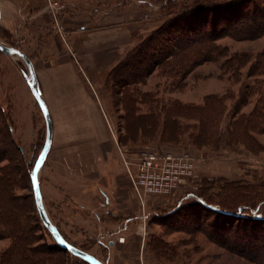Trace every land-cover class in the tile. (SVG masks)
Masks as SVG:
<instances>
[{"label": "rangeland", "instance_id": "obj_1", "mask_svg": "<svg viewBox=\"0 0 264 264\" xmlns=\"http://www.w3.org/2000/svg\"><path fill=\"white\" fill-rule=\"evenodd\" d=\"M52 1L60 4L56 14L57 20L49 7V0H46L48 12L45 15L35 16L33 19L23 13L19 14L21 15L19 22H14L11 27L7 26V21L12 16L3 6V20L0 23V42L7 47L21 50L32 61L44 102V98L47 99L45 81L48 83L46 70L51 62L48 59L50 52L54 51L55 63L63 62L66 56L73 59V55L77 57L81 52L79 46L81 37L78 36L75 40L71 37V32L77 30L81 33L96 30L116 32V26H121V23H104L102 20L96 22L98 17H108L135 7L139 10L138 26L142 31L134 33L137 42L132 47L129 46L122 59L162 26L165 19L163 6L171 0H102L105 3H95L90 0ZM75 1L80 2V6L76 5ZM256 1L264 6V0ZM229 15L237 18L241 13L237 11ZM210 16L211 19H216L214 14ZM77 18L80 19L78 22ZM86 18L92 19L90 24H87L89 20ZM241 18L243 20V17ZM220 44L227 46L231 53L248 52L255 57L264 49V36L251 41H233L225 38ZM69 53H72V57ZM223 61L219 59L218 62L197 67L185 81H179L178 89L172 88L171 80L159 78L156 74L150 77L149 84L141 89L143 91L156 89L154 85L160 82V90H166V94L162 92L161 96L196 104L202 103L206 95H221L226 87L227 90L237 93L239 84L229 81L221 72L220 66ZM76 67L80 77H84L79 65L76 64ZM111 70L101 76V81L94 86L95 90L89 89L87 84L86 87L89 96L96 101L104 113L108 127V141L114 151L113 162L117 171L123 176L128 175L126 165H129L135 174L133 164L143 151L189 152L197 159L196 177L172 196L150 197L143 203L137 198L130 183L131 187L126 191L130 203L127 210L119 214L116 209H119L122 199L120 196L115 199L111 192H108L112 203L105 204L100 190L107 189L102 181L80 179V185L77 186L80 188L79 191L84 192L85 197L76 195L79 191L74 193L75 196L66 188L61 191L59 179L52 172L54 154L53 150L52 152L50 150L51 154L49 152L39 170L38 182L43 206L52 224L65 239L103 264H254L222 248L216 244V240L219 239L218 233L224 228L252 232V229H257L259 226L254 227L244 221L226 219L213 214L206 215L193 201L199 198L207 204L218 207L223 202V195L230 194L229 190L245 191L247 197L254 202L263 203L260 205V210L263 212L264 135L255 137L262 146L258 151H251L242 144L228 141L220 142L215 146H196L187 138L176 142H163L159 131L141 129V132L139 124L127 126L124 121L123 91L120 87H114L112 81H108ZM27 77L29 73L23 60L0 52V107L5 110L9 123L14 129L17 145L23 149V154H20V165L23 168L18 173L16 194L22 199L23 204L30 205L25 207L33 218L35 245L42 249L46 248L45 245L49 247L46 248L49 253L47 263L44 264H82L80 258L56 245L44 226L40 225L33 208L34 200L28 182V164L33 160L35 164L43 149L46 122L26 80ZM146 110L147 108L143 107L141 111L145 113ZM227 123L228 118L221 124L223 140L228 139ZM104 181L107 184V180ZM73 184L75 185L74 182ZM191 194L192 197L189 196ZM114 196L117 197L116 193ZM83 197L84 200H81ZM189 208L191 212L184 211ZM172 213L173 216L167 217ZM178 215H186L188 218ZM8 244L7 240L0 241V251ZM53 248L65 252L52 253Z\"/></svg>", "mask_w": 264, "mask_h": 264}, {"label": "trees", "instance_id": "obj_2", "mask_svg": "<svg viewBox=\"0 0 264 264\" xmlns=\"http://www.w3.org/2000/svg\"><path fill=\"white\" fill-rule=\"evenodd\" d=\"M163 7L165 19L162 26L127 53L109 72L108 81L123 91L127 126L139 124L140 130L159 131L163 142L187 138L196 146H215L228 141L242 144L251 151L261 150V143L255 137L264 135V49L255 57L248 52L231 53L220 41L225 38L251 41L263 37L264 6L256 0H171ZM235 11L241 13L237 18L229 15ZM213 14L216 16L214 20L210 18ZM219 59L224 60L220 66L223 76L239 84L237 93L226 87L225 93L206 95L202 103L196 104L161 96L162 92L166 94V90H160V82L154 85L156 89H141L155 74L171 80L172 88L178 89L179 81H185L197 67ZM143 107L147 108L145 113L141 111ZM227 118L228 139L223 140L221 124ZM14 136L9 118L0 107V241H9L0 251V264H44L49 255L46 248L49 247L45 245L46 248L42 249L35 245L33 218L25 207L30 205L23 204L16 194L18 173L23 168L20 165L23 149L17 145ZM4 161L8 162L5 164ZM34 165V160L28 164V182L34 211L40 225L44 226L31 185ZM229 193L223 195V202L218 207L199 198L193 202L206 215L259 226L252 232L224 228L221 234L218 233L216 244L254 264H264V211L260 210L263 203L254 202L245 191L229 190ZM184 211L191 212V209ZM55 249L52 253L65 252ZM81 263L89 264L82 259Z\"/></svg>", "mask_w": 264, "mask_h": 264}, {"label": "crops", "instance_id": "obj_3", "mask_svg": "<svg viewBox=\"0 0 264 264\" xmlns=\"http://www.w3.org/2000/svg\"><path fill=\"white\" fill-rule=\"evenodd\" d=\"M78 1H75V4L80 6ZM90 1L103 2L102 0ZM3 6L12 16L7 21L8 27H11L14 22L18 23L22 13L34 19L35 16L45 15L48 12L46 0H3L0 2V23L3 20ZM49 14L51 15V12ZM138 14V9L130 7L108 17H98L96 22L102 20L104 23H121V26H116V32L100 30L71 32V37L75 40L78 36L81 37L80 55L78 54V58L73 55L74 60L66 56L63 62L55 63L54 51H51L48 57L51 62L46 70L48 73V83L45 81L47 99L44 98V100L53 125L52 172L59 179L60 190L64 191L66 188L74 195L80 189L77 186L80 185V179L102 181L107 189V192L100 190L105 204L112 203L108 192H111L115 199L119 196L122 199L119 209H116L119 214H123L122 212L127 210L130 203L126 192L131 187L130 179L127 174L121 175L114 167V151L108 141L109 134L104 113L96 101L89 96L86 84L89 89L95 90L94 86L101 81V76L106 75L119 63L129 46L136 44L137 37L134 33L141 30L138 26L140 21ZM77 19L78 22L80 19ZM86 19L89 20L87 24H90L92 19ZM69 54L72 57V53ZM75 63L79 65L85 79L80 77ZM104 180H107V184ZM83 193L80 190L76 195H84ZM115 193L117 197L114 196ZM84 197L81 200H84Z\"/></svg>", "mask_w": 264, "mask_h": 264}, {"label": "built area", "instance_id": "obj_4", "mask_svg": "<svg viewBox=\"0 0 264 264\" xmlns=\"http://www.w3.org/2000/svg\"><path fill=\"white\" fill-rule=\"evenodd\" d=\"M49 7L57 20L59 2L49 0ZM126 166L133 191L142 203L150 197L172 196L189 185L197 174V159L189 152L143 151L133 164L135 174Z\"/></svg>", "mask_w": 264, "mask_h": 264}, {"label": "water", "instance_id": "obj_5", "mask_svg": "<svg viewBox=\"0 0 264 264\" xmlns=\"http://www.w3.org/2000/svg\"><path fill=\"white\" fill-rule=\"evenodd\" d=\"M0 52H2L5 55L8 56H14L16 58H19L24 61L29 77L26 78L29 87L33 93V96L35 100L37 101L41 112L45 118L46 122V139L45 143L43 146V149L41 150L38 159L35 163L33 172H32V186H33V192H34V197H35V204L36 208L38 210V214L44 224V226L47 228V230L52 234L53 239L56 241L58 246L72 254L73 256H76L84 261H86L89 264H103L101 261L93 257L92 255L70 245L66 240L63 238L61 233L58 231V229L52 224L51 220L47 216V213L44 209L43 206V201H42V194L40 190V185L38 182V173L39 170L41 169L42 165L45 163L47 159V155L50 152L51 146H52V141H53V125H52V119L51 115L49 113L48 107L43 101L41 97V92L39 91L38 83H37V77L35 74V70L33 68V63L32 61L19 49L17 48H11L3 45L0 42Z\"/></svg>", "mask_w": 264, "mask_h": 264}, {"label": "bare ground", "instance_id": "obj_6", "mask_svg": "<svg viewBox=\"0 0 264 264\" xmlns=\"http://www.w3.org/2000/svg\"><path fill=\"white\" fill-rule=\"evenodd\" d=\"M52 143H53V141H52ZM52 147V146H51ZM51 150V149H50Z\"/></svg>", "mask_w": 264, "mask_h": 264}]
</instances>
